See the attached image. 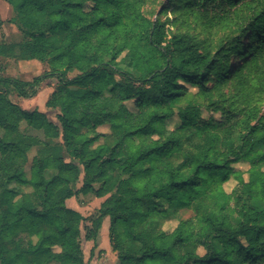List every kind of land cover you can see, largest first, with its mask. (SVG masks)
<instances>
[{"label": "trees", "instance_id": "16d2710c", "mask_svg": "<svg viewBox=\"0 0 264 264\" xmlns=\"http://www.w3.org/2000/svg\"><path fill=\"white\" fill-rule=\"evenodd\" d=\"M6 1L24 40L0 41V57L48 70L0 76V264H89L84 216L67 205L88 193L105 199L86 238L109 217L118 264H264V0ZM148 5H160L155 17ZM209 10L219 36L163 19ZM50 76L49 112L12 100Z\"/></svg>", "mask_w": 264, "mask_h": 264}, {"label": "rangeland", "instance_id": "374dc122", "mask_svg": "<svg viewBox=\"0 0 264 264\" xmlns=\"http://www.w3.org/2000/svg\"><path fill=\"white\" fill-rule=\"evenodd\" d=\"M163 1V0H161ZM160 5H148L146 7L147 11L152 17H155L160 10ZM215 10H209V15L207 18H197L190 17V19H185V16L179 13H170L168 18L164 15L163 19H166L168 27L173 32H184L190 30L192 32L200 33L204 37V32L207 31L209 27V20H212L216 14ZM16 13L12 5H10L6 0H0V41H5L8 43L22 42L24 40V35L19 31L17 24L15 22ZM170 19V20H169ZM209 27V28H208ZM214 36L221 35L225 28L222 24H215L212 28ZM231 65H238L240 62L239 53L231 59ZM48 70V66L39 60L34 59H19L10 57H0V76H10L15 78H21L24 80H33L35 77L41 76ZM76 72L70 73V77H73ZM59 87V79L56 76L47 77L42 84L39 86L38 91L35 95L29 97H21L17 93L13 92L11 94L12 100L17 102L22 108L28 110H41L49 112L50 109L46 106L48 99L52 96L54 91ZM225 91L230 89V86L224 87ZM196 88H192V91H196ZM128 106L131 109L135 108L134 100L128 102ZM218 116V114H215ZM50 117L56 120L55 113H50ZM179 123L178 118H172L168 120V126L174 128ZM21 130L27 135L39 136L45 139L41 131L34 130L27 126L25 122L21 124ZM97 130L104 134L106 141L113 142L112 130L109 124H104L99 126ZM105 140V139H104ZM57 141L62 142L59 138ZM100 141H103L101 139ZM99 143V142H98ZM98 143L95 144L98 145ZM36 150L33 149L29 153V162L26 165V169L29 170L31 165V159L35 155ZM237 169H241L244 172L245 178H248L247 169L249 164L247 162H240L235 165ZM264 169V165H263ZM81 183H79V186ZM237 185V180L235 178L230 179L226 184V189L231 192ZM20 198V196L18 197ZM105 198H98L94 193H88L86 195L81 194L79 197L70 198L67 201L68 207L79 211L83 216L81 221V233H82V248L84 253V259L89 262V264H118V254L117 251L113 249V240L110 237L109 225L110 218L106 217L103 220L102 226L98 231V236L96 240H88L86 238L87 228L92 226L91 218L97 212L98 208L101 206ZM258 203L262 204L259 200ZM177 221H169L165 228L167 230H172ZM58 250V248H56ZM200 253L204 252L203 248H200ZM50 264H57L56 262Z\"/></svg>", "mask_w": 264, "mask_h": 264}]
</instances>
